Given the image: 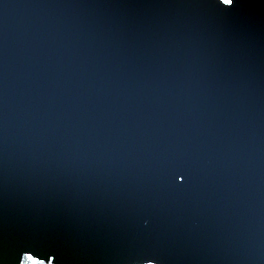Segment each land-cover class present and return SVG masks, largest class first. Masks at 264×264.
<instances>
[{
    "label": "water",
    "instance_id": "water-1",
    "mask_svg": "<svg viewBox=\"0 0 264 264\" xmlns=\"http://www.w3.org/2000/svg\"><path fill=\"white\" fill-rule=\"evenodd\" d=\"M0 0V264H264V0Z\"/></svg>",
    "mask_w": 264,
    "mask_h": 264
},
{
    "label": "snow or ice",
    "instance_id": "snow-or-ice-1",
    "mask_svg": "<svg viewBox=\"0 0 264 264\" xmlns=\"http://www.w3.org/2000/svg\"><path fill=\"white\" fill-rule=\"evenodd\" d=\"M219 5H224V6H231L234 3V0H218L217 2ZM149 264H151V261H149Z\"/></svg>",
    "mask_w": 264,
    "mask_h": 264
}]
</instances>
